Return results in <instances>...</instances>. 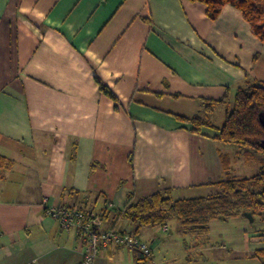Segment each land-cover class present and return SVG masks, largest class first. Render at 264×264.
<instances>
[{
	"label": "crops",
	"instance_id": "1",
	"mask_svg": "<svg viewBox=\"0 0 264 264\" xmlns=\"http://www.w3.org/2000/svg\"><path fill=\"white\" fill-rule=\"evenodd\" d=\"M255 82L264 41L231 4L211 19L190 0H0V264H82L78 230L45 202L138 234L158 264L170 223L121 213L158 190L216 192L224 158L230 175L255 174L260 152L215 139L227 104L204 112ZM195 115L211 125L193 132ZM246 240L264 248L263 232ZM136 252L100 245L94 264H136Z\"/></svg>",
	"mask_w": 264,
	"mask_h": 264
},
{
	"label": "trees",
	"instance_id": "2",
	"mask_svg": "<svg viewBox=\"0 0 264 264\" xmlns=\"http://www.w3.org/2000/svg\"><path fill=\"white\" fill-rule=\"evenodd\" d=\"M202 2L206 6V14L215 19L224 4L239 8L244 18L251 24L253 33L264 41V0H190ZM101 90L115 99L112 92L105 86ZM216 102L227 104L223 124L218 127L215 139L236 145L238 148L251 147L262 154L258 171L246 177H235L228 173L229 161L224 158L223 167L227 173L220 180L216 192L207 196L189 198H173L168 189L158 190L148 196L141 197L121 213L139 226L160 225L168 226L176 219L178 230L183 235L200 236L209 231L211 219L226 220L230 217L244 215L249 212L252 216L261 215L264 219V127L260 124L258 113L264 114V82L249 83L240 87L231 102L227 95L218 101H206L204 112L209 114ZM192 131L200 133L202 126L211 123L200 115L189 119ZM96 228L91 216L88 214ZM253 256L264 257V248L255 249ZM152 256L136 252V264H152Z\"/></svg>",
	"mask_w": 264,
	"mask_h": 264
},
{
	"label": "rangeland",
	"instance_id": "3",
	"mask_svg": "<svg viewBox=\"0 0 264 264\" xmlns=\"http://www.w3.org/2000/svg\"><path fill=\"white\" fill-rule=\"evenodd\" d=\"M219 120L220 117L216 122H223ZM169 223L171 233L164 234L167 248L159 252L158 264H264V257L253 256L254 249L246 240L264 233L261 215L252 220L244 215L211 219L209 231L200 236L183 235L176 227V219Z\"/></svg>",
	"mask_w": 264,
	"mask_h": 264
},
{
	"label": "built area",
	"instance_id": "4",
	"mask_svg": "<svg viewBox=\"0 0 264 264\" xmlns=\"http://www.w3.org/2000/svg\"><path fill=\"white\" fill-rule=\"evenodd\" d=\"M45 205L47 213L57 220L62 228L78 230L79 244L84 256L82 264H94L100 245L108 246L111 243L135 249L147 256L152 254L151 244L142 240L136 233L116 229L98 231L88 214L82 210L65 205H49L47 202ZM24 264H35V262L29 261Z\"/></svg>",
	"mask_w": 264,
	"mask_h": 264
},
{
	"label": "water",
	"instance_id": "5",
	"mask_svg": "<svg viewBox=\"0 0 264 264\" xmlns=\"http://www.w3.org/2000/svg\"><path fill=\"white\" fill-rule=\"evenodd\" d=\"M258 119L260 124L264 127V114L262 112L258 113ZM262 143H264V139L262 140ZM244 216L250 218L251 220L253 219L252 214L249 212H245Z\"/></svg>",
	"mask_w": 264,
	"mask_h": 264
}]
</instances>
